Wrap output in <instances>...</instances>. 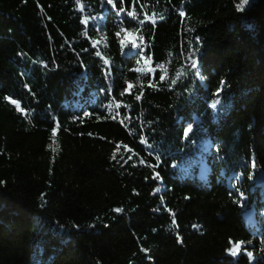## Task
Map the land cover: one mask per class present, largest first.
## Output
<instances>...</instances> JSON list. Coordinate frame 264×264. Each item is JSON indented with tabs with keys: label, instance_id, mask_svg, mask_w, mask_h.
<instances>
[{
	"label": "trees",
	"instance_id": "1",
	"mask_svg": "<svg viewBox=\"0 0 264 264\" xmlns=\"http://www.w3.org/2000/svg\"><path fill=\"white\" fill-rule=\"evenodd\" d=\"M240 4L0 0V264H264V0Z\"/></svg>",
	"mask_w": 264,
	"mask_h": 264
},
{
	"label": "snow or ice",
	"instance_id": "2",
	"mask_svg": "<svg viewBox=\"0 0 264 264\" xmlns=\"http://www.w3.org/2000/svg\"><path fill=\"white\" fill-rule=\"evenodd\" d=\"M247 3V0H241V4L239 5V7L242 9L244 7V5ZM123 9H121L122 11ZM193 68H196L197 67V63L195 60L192 61V65H191ZM191 127V125L189 126V128ZM187 135V131L185 133ZM255 166V165H254ZM175 223V222H173ZM240 245L237 244L234 246V249H230L229 251L231 252V254L233 256H236L237 255V250L239 249ZM247 255L249 256V258L251 259L252 258V253L251 252H248Z\"/></svg>",
	"mask_w": 264,
	"mask_h": 264
},
{
	"label": "rangeland",
	"instance_id": "3",
	"mask_svg": "<svg viewBox=\"0 0 264 264\" xmlns=\"http://www.w3.org/2000/svg\"><path fill=\"white\" fill-rule=\"evenodd\" d=\"M121 36H122V37H125V38L128 37V36H127L126 34H124V33H121ZM201 170H202V172H203V167L201 168ZM237 244L240 245L239 249L237 250V255L240 254L241 252L244 253V254H245V253L247 254V252H246L245 250H242V248H241V247H242V244H240V243H232L230 249H234V246L237 245ZM234 250H235V249H234ZM229 255H230L232 258H236V257H237V255H236V256H233V255L231 254V252H230ZM247 256H248V255H247ZM248 258H249V256H248ZM249 264H253L252 258H251V259L249 258Z\"/></svg>",
	"mask_w": 264,
	"mask_h": 264
}]
</instances>
